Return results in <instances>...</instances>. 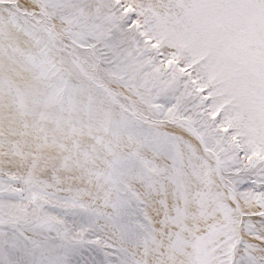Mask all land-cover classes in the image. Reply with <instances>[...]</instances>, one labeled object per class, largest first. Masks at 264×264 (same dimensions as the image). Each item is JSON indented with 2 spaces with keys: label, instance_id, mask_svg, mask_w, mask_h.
Instances as JSON below:
<instances>
[{
  "label": "snow or ice",
  "instance_id": "snow-or-ice-1",
  "mask_svg": "<svg viewBox=\"0 0 264 264\" xmlns=\"http://www.w3.org/2000/svg\"><path fill=\"white\" fill-rule=\"evenodd\" d=\"M0 264H264V0H0Z\"/></svg>",
  "mask_w": 264,
  "mask_h": 264
}]
</instances>
